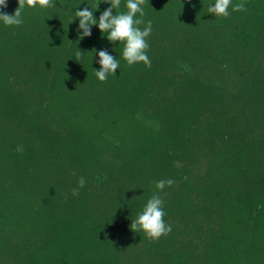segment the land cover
Returning a JSON list of instances; mask_svg holds the SVG:
<instances>
[{
  "label": "trees",
  "instance_id": "trees-1",
  "mask_svg": "<svg viewBox=\"0 0 264 264\" xmlns=\"http://www.w3.org/2000/svg\"><path fill=\"white\" fill-rule=\"evenodd\" d=\"M241 2L146 0L150 68L96 25L78 38L90 0L0 22V264H264V0ZM153 194L172 226L155 241L130 227Z\"/></svg>",
  "mask_w": 264,
  "mask_h": 264
},
{
  "label": "clouds",
  "instance_id": "clouds-1",
  "mask_svg": "<svg viewBox=\"0 0 264 264\" xmlns=\"http://www.w3.org/2000/svg\"><path fill=\"white\" fill-rule=\"evenodd\" d=\"M110 5L104 9L97 19L94 12L99 10L101 3ZM146 0H126V12H114L119 9L121 0H90L87 6L82 9H76L75 18H79L77 27L78 38L90 37L93 25L98 26L101 33H107L106 37L109 42H122L124 48L122 57L129 66L143 62L146 67H151V60L147 55L149 43L147 38L152 33V21L147 23L142 19L145 15L143 5ZM41 8L55 7L53 0H18V7L12 14L0 12V22L5 26H20L23 24L22 11L25 7ZM232 6V11H246V6L243 2L232 5V0H214L207 8V12L214 14L217 17L229 16V7ZM7 7V0H0V8ZM137 14L141 18H136ZM74 20V19H73ZM72 20V21H73ZM71 21V22H72ZM144 25L143 28L140 25ZM82 30V31H81ZM99 57L97 63L100 69L95 71V75L99 81L105 82L109 74L116 75V70L119 69V61L111 55L107 49H101L96 53ZM80 51L75 53L76 60L81 58ZM175 183L172 179H161L155 183L158 191ZM85 180L81 177L78 181L79 188L84 187ZM73 195L78 194V188L72 190ZM164 200L158 194H153L144 205L141 212L137 214L135 220H132L130 225L134 232L143 231L145 237L150 240H158L162 236H167L172 231V226L165 222L164 217Z\"/></svg>",
  "mask_w": 264,
  "mask_h": 264
}]
</instances>
